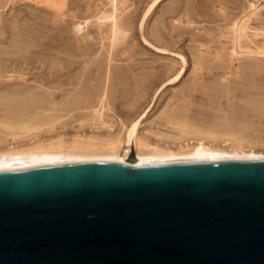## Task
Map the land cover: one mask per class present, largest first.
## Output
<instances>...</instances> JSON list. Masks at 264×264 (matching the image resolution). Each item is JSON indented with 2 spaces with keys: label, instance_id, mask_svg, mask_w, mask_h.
Masks as SVG:
<instances>
[{
  "label": "rangeland",
  "instance_id": "1",
  "mask_svg": "<svg viewBox=\"0 0 264 264\" xmlns=\"http://www.w3.org/2000/svg\"><path fill=\"white\" fill-rule=\"evenodd\" d=\"M259 3L0 0V154H264Z\"/></svg>",
  "mask_w": 264,
  "mask_h": 264
},
{
  "label": "water",
  "instance_id": "2",
  "mask_svg": "<svg viewBox=\"0 0 264 264\" xmlns=\"http://www.w3.org/2000/svg\"><path fill=\"white\" fill-rule=\"evenodd\" d=\"M0 264H264V158L0 168Z\"/></svg>",
  "mask_w": 264,
  "mask_h": 264
},
{
  "label": "bare ground",
  "instance_id": "3",
  "mask_svg": "<svg viewBox=\"0 0 264 264\" xmlns=\"http://www.w3.org/2000/svg\"><path fill=\"white\" fill-rule=\"evenodd\" d=\"M259 1L260 3H264V0H259ZM81 27H82L81 25H78L76 30L80 31ZM116 30L115 32L119 31ZM236 40H237V36H236ZM201 70H202L201 75L209 74L207 70L205 69H201ZM182 73L183 70L179 71L177 74L178 76H181ZM197 141L198 142H196L190 149L178 150V151L161 148L160 146L154 145L148 150L139 151L132 160L129 159L128 155L119 154L117 151L118 149L116 150L115 147L106 149L105 152L103 153H96L95 150H93L92 148H87V149H79L76 151L42 150V151H32V152H21L18 154H0V168L7 167L9 165H14L17 168H19L31 163L47 165L54 163L75 164V163L90 161V162H117L122 164H132V163L150 161V160L188 161L192 159H207V158H264V154L256 153L254 151H251V149L250 151H244L241 148L239 149L213 148L202 141L199 140Z\"/></svg>",
  "mask_w": 264,
  "mask_h": 264
}]
</instances>
